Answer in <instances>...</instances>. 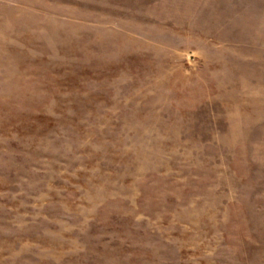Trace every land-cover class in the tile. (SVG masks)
I'll return each instance as SVG.
<instances>
[{
  "label": "rangeland",
  "instance_id": "374dc122",
  "mask_svg": "<svg viewBox=\"0 0 264 264\" xmlns=\"http://www.w3.org/2000/svg\"><path fill=\"white\" fill-rule=\"evenodd\" d=\"M0 264H264V0H0Z\"/></svg>",
  "mask_w": 264,
  "mask_h": 264
}]
</instances>
